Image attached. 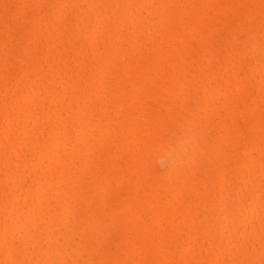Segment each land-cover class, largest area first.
Instances as JSON below:
<instances>
[{
    "label": "bare ground",
    "instance_id": "6f19581e",
    "mask_svg": "<svg viewBox=\"0 0 264 264\" xmlns=\"http://www.w3.org/2000/svg\"><path fill=\"white\" fill-rule=\"evenodd\" d=\"M0 264H264V0H0Z\"/></svg>",
    "mask_w": 264,
    "mask_h": 264
},
{
    "label": "clouds",
    "instance_id": "9594fccd",
    "mask_svg": "<svg viewBox=\"0 0 264 264\" xmlns=\"http://www.w3.org/2000/svg\"><path fill=\"white\" fill-rule=\"evenodd\" d=\"M199 145L195 133H183L160 150L155 158L156 165L165 170L183 169L195 157Z\"/></svg>",
    "mask_w": 264,
    "mask_h": 264
}]
</instances>
